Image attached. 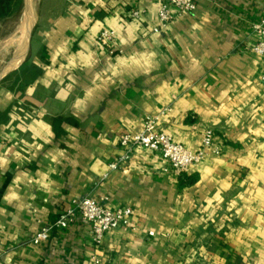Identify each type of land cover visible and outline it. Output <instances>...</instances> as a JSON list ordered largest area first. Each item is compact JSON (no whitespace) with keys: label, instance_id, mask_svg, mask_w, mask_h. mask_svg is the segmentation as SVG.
<instances>
[{"label":"crops","instance_id":"obj_1","mask_svg":"<svg viewBox=\"0 0 264 264\" xmlns=\"http://www.w3.org/2000/svg\"><path fill=\"white\" fill-rule=\"evenodd\" d=\"M42 7L0 76V264H264V80L251 51L264 0H195L158 32V0ZM164 109L158 128L190 151L213 133L219 153L185 172L196 181L180 188L160 153L140 147L109 170L125 154L119 135ZM85 197L130 207V226L95 247L76 217L31 242Z\"/></svg>","mask_w":264,"mask_h":264},{"label":"built area","instance_id":"obj_2","mask_svg":"<svg viewBox=\"0 0 264 264\" xmlns=\"http://www.w3.org/2000/svg\"><path fill=\"white\" fill-rule=\"evenodd\" d=\"M195 8V0H158L157 26L153 32L165 29L176 17L188 14ZM128 17L138 20L141 17L139 10H132ZM253 31L258 39L251 46V51L262 57L261 79L264 80V18L253 24ZM111 33L102 31L97 37L100 46L107 47L112 53L109 43ZM168 109H164L155 115L143 119L141 127L135 132H123L118 137V145L125 154L117 162L108 165L109 170L117 169L119 162L127 157L133 148L140 147L160 153L161 157L169 163L177 175L185 173L192 165L198 164L204 157L206 149L218 154L219 149L213 146V133L205 129L201 134V147L198 151H190L182 144L173 141L168 135L158 128V119ZM132 209L127 206L111 209L96 199L85 197L72 200L58 215L52 225L41 227L32 236L31 242L35 245L45 242L50 236L51 229H64L68 227L76 217L87 223L90 228V239L95 247L103 245L106 235L114 229L126 228L131 224ZM149 235H153L148 232Z\"/></svg>","mask_w":264,"mask_h":264},{"label":"rangeland","instance_id":"obj_3","mask_svg":"<svg viewBox=\"0 0 264 264\" xmlns=\"http://www.w3.org/2000/svg\"><path fill=\"white\" fill-rule=\"evenodd\" d=\"M40 1L41 0H31L32 9L30 12L28 25L26 26L27 33H25V38L23 39L21 44L20 54L26 46L29 34L31 32V27L37 12H40L39 10H45L43 7L40 9L38 8ZM23 2V0H17L16 3H19L18 7H13L4 16H0V76L9 67H11L15 57L16 46L13 44L11 38H13V35L17 34L18 29L20 27L21 17L24 12V7L22 5Z\"/></svg>","mask_w":264,"mask_h":264},{"label":"bare ground","instance_id":"obj_4","mask_svg":"<svg viewBox=\"0 0 264 264\" xmlns=\"http://www.w3.org/2000/svg\"><path fill=\"white\" fill-rule=\"evenodd\" d=\"M31 9H32L31 0H27L24 6V12L21 17L20 27L18 29V32L16 35H13V38H11L13 44L16 46V53H15V57L12 62V65H14L21 56L20 55L21 44H22L23 39L25 38V33H27L26 26L28 25V22H29V16H30Z\"/></svg>","mask_w":264,"mask_h":264},{"label":"trees","instance_id":"obj_5","mask_svg":"<svg viewBox=\"0 0 264 264\" xmlns=\"http://www.w3.org/2000/svg\"><path fill=\"white\" fill-rule=\"evenodd\" d=\"M17 0L6 1L2 0L0 3H4L5 7L0 6V16H4L7 12H9L13 7H18L19 3H16ZM13 3V6L8 7L9 4ZM7 5V6H6ZM196 181L195 175H186L182 173L178 176V186L182 188L183 186L191 185Z\"/></svg>","mask_w":264,"mask_h":264},{"label":"water","instance_id":"obj_6","mask_svg":"<svg viewBox=\"0 0 264 264\" xmlns=\"http://www.w3.org/2000/svg\"><path fill=\"white\" fill-rule=\"evenodd\" d=\"M4 74V73H3Z\"/></svg>","mask_w":264,"mask_h":264}]
</instances>
